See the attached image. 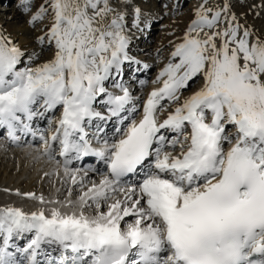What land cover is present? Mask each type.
<instances>
[{"label": "snow or ice", "instance_id": "obj_1", "mask_svg": "<svg viewBox=\"0 0 264 264\" xmlns=\"http://www.w3.org/2000/svg\"><path fill=\"white\" fill-rule=\"evenodd\" d=\"M20 6L42 27L31 49L0 29V135L38 137L68 187L0 207V264H264V35L201 0L142 98L123 80L136 0Z\"/></svg>", "mask_w": 264, "mask_h": 264}, {"label": "rangeland", "instance_id": "obj_2", "mask_svg": "<svg viewBox=\"0 0 264 264\" xmlns=\"http://www.w3.org/2000/svg\"><path fill=\"white\" fill-rule=\"evenodd\" d=\"M39 2L40 0H33L34 5ZM223 2L224 0H208L209 6L212 7L220 5ZM136 3L142 9V20L147 24V27H145L142 23V30L132 31L131 47H135V49L131 48L130 54L139 60L142 66L143 63L148 65V69L146 71L143 70V75L138 78V82L137 80L136 82H133L129 79V83L126 84L130 86L134 96L146 98V95L150 92V90H152L155 86H158L153 84V81L156 79L161 68L167 63L170 53L173 50V45L180 41L187 26L191 20L195 18L194 12L201 3V0H136ZM228 3L231 6L230 12L237 16L240 23L247 25L255 33L264 35V0H228ZM34 11L35 7H33L30 11L25 12L20 6V0H0V29L4 30L7 34H10L13 39L18 41L22 46H26L31 49L34 47L33 38L39 34L40 28L42 27V25L37 24L36 28L33 29L28 24L30 15ZM129 11L131 12V10ZM17 13H20V15H17ZM15 16L17 21L15 20L14 22L12 19H14ZM131 18L132 17L130 16L129 19ZM37 51H39L38 48ZM49 55L50 53L44 54L46 58H48ZM141 81H143V83H141ZM198 84L199 82L193 84L192 88L195 89ZM56 116H59V112L56 113ZM36 127L42 128L47 135L53 130L54 125L50 126L46 121H44L42 125ZM110 127V129L106 130L109 137H111L115 131V122H113ZM4 135L5 134L0 135V146L5 141ZM39 147L40 142L38 137L35 141H33V138L30 135L28 136V143L21 142L19 146H17V144H12V146L4 147L5 152L2 153L6 154L5 156L7 158H4L3 154H1L3 158L0 156V194H3V197H8V194L6 195L7 192L5 193L3 186L6 184L7 180L5 178H8L7 173L14 168L15 171L13 172V176H18L17 172L19 167L15 168L16 157H13L15 152L12 153V151L17 150L21 153L23 151L22 149H25L24 151H26V154L33 152L35 154L32 159L35 157L37 158L34 159L35 162V160H39L41 158L43 159V156H41L37 151ZM91 158L93 159V157ZM45 159L49 160L48 158ZM90 161V164L85 163V165H82L81 161H74L73 166L76 168L88 166L95 167V161ZM51 162L55 163V161ZM28 164L31 166L33 164V160ZM99 168L102 169L103 166L100 164ZM40 176L44 177H41V183H45L39 184L37 187L27 189L29 192L36 193L37 195H40L41 193H57V195L59 194L58 198L65 197L67 194L66 190L62 189L60 192L57 191V189H60L61 187L60 181L59 185L57 184L58 186H55V183H58L56 182L58 179L56 178L57 176L53 179L52 177L55 175L51 174L50 180L49 177L44 176L43 173L40 174ZM21 179L17 182L19 183ZM90 179L98 181L100 179V175L94 173L90 176ZM15 185L18 186L15 192L19 191L24 193V191H20L23 184L21 185L16 183ZM75 196L76 194L74 193L73 199H75ZM15 197L23 198V196L17 195H15ZM19 243L23 244L25 241L20 240Z\"/></svg>", "mask_w": 264, "mask_h": 264}, {"label": "bare ground", "instance_id": "obj_3", "mask_svg": "<svg viewBox=\"0 0 264 264\" xmlns=\"http://www.w3.org/2000/svg\"><path fill=\"white\" fill-rule=\"evenodd\" d=\"M1 1H5V0H1ZM18 14L20 15V13H17V15ZM12 20L14 22H15V20L17 21L16 16ZM131 48L132 49H135V47L134 48L131 47ZM44 58H46V57L43 56L42 59H44ZM143 65H145V63H143ZM130 69H131V67L125 69V74H126L125 75V78L128 76V71ZM135 74H137L139 76L143 75L142 71H140V70L139 71H136ZM123 79H124V77H123ZM155 87H157V86H155ZM43 122L44 121H37L35 126H40V125L43 124ZM110 128H111L110 125H108L107 128H106V130H108ZM25 141H27V143H28V137L27 136H23L22 137V135H21V142H25ZM12 144H14V143H11V142H9L8 139H5V141L0 146V156H2L1 154H3V156L5 158L6 157L5 156L6 154L2 153V152H5V150H4L5 148L4 147L5 146H7V147L12 146ZM22 150L23 151L21 153H20V151H17V150L16 151H14V150L12 151V153L15 152L14 155H13V157H16L15 168L19 167V170L17 172L18 173V176H15V175H14L15 177L13 176V172L15 171L14 168H12L7 173L8 178H5V179H7L6 180V184L3 185V186H4V189H5V193L7 192L6 195L8 194L7 196L9 198L8 197L5 198V197H3L4 196L3 194H0V207H6V206H14V207L15 206H22L23 207L22 209L24 211H33L37 207H39L38 203L36 201H33L31 199H27V198H24V197L23 198H16L15 195H14V193H15V190L18 188V186L15 185V184L16 183L17 184H21V185L23 184V187H22V189L20 191H24V193H28L29 191L27 189L34 188V187H37L39 184L45 183V182L41 183V177H43V176H40V174H42V173L45 174L46 172L49 173V175L46 176V177H49V180H50L51 179L50 178L51 177L50 175L53 174V172L56 171L57 165H56V163H53L50 160L45 159L46 157H44V156H43V159L41 158L39 160H35V162H34V159H37L36 157L34 159H32V157H33V155L35 153L29 152L28 154H26L25 153L26 151H24L25 149H22ZM3 156H2V158H3ZM32 160H33V164L30 166L28 163H30V161H32ZM92 161L94 162V159H92ZM82 163H83L82 165H85V163H89L90 164V160L84 161ZM95 163H96V166L97 167L100 166L99 161L95 160ZM93 174L94 173H90L89 175L91 176ZM54 177H56V176H53L52 178L54 179ZM20 179H21V181L18 183L17 181L20 180ZM56 182H58V183H55V186L57 184L59 185V179H57ZM60 185H61L60 191L62 189L66 190L67 187H68L67 184L62 185L60 183ZM0 190H1V187H0ZM41 194H43L45 196V198H56L59 195V194L57 195V193H55V194H47V193L44 194V193H41ZM59 198L60 199H63L64 197L63 198L62 197H59Z\"/></svg>", "mask_w": 264, "mask_h": 264}]
</instances>
